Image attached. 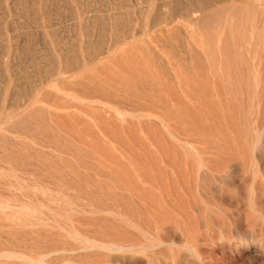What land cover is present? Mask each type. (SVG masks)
Returning a JSON list of instances; mask_svg holds the SVG:
<instances>
[{"label":"bare ground","instance_id":"1","mask_svg":"<svg viewBox=\"0 0 264 264\" xmlns=\"http://www.w3.org/2000/svg\"><path fill=\"white\" fill-rule=\"evenodd\" d=\"M0 8L13 23L0 18V37L18 63L1 82L22 103L0 121L10 134L0 136L1 194L37 188L23 197L38 201L47 182L82 184L80 171L93 167L79 152L105 149L72 143L63 123L103 142L127 123L130 135L142 123H185L189 106L234 87L264 111V0H0ZM11 208L0 202V220Z\"/></svg>","mask_w":264,"mask_h":264},{"label":"rangeland","instance_id":"2","mask_svg":"<svg viewBox=\"0 0 264 264\" xmlns=\"http://www.w3.org/2000/svg\"><path fill=\"white\" fill-rule=\"evenodd\" d=\"M5 40L0 37V121L22 110L1 82L18 67ZM221 90L214 102L189 106L185 123L135 127L144 134H128L127 123L122 135L99 142L63 123L72 143L105 150L79 152L93 167L80 171L81 185L47 182L38 201L23 197L37 188L12 189L16 197L0 193V202L12 207L0 220V264H264V147L255 160L251 153L264 138V111L246 90ZM6 128L0 125V136L10 135ZM23 205L36 213L20 210ZM159 233L175 245L149 259L146 247ZM182 241L194 245L191 256L177 254Z\"/></svg>","mask_w":264,"mask_h":264},{"label":"clouds","instance_id":"3","mask_svg":"<svg viewBox=\"0 0 264 264\" xmlns=\"http://www.w3.org/2000/svg\"><path fill=\"white\" fill-rule=\"evenodd\" d=\"M262 147H264V138L258 139L251 145V153L253 159H254V153L257 150L261 149ZM160 233L158 234L156 240L146 247V254L148 255L149 259L153 258L154 256L166 251L168 248H171L173 247V245H175V243L172 242L165 243L164 241H162L160 239ZM179 245L180 247L176 249L178 255L180 253H187L189 254V256H191L192 247L194 246L191 242L186 244L184 241H182V243Z\"/></svg>","mask_w":264,"mask_h":264}]
</instances>
